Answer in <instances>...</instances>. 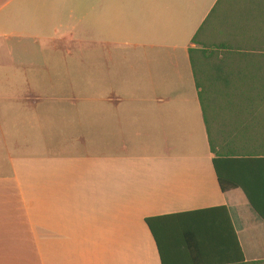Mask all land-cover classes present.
Here are the masks:
<instances>
[{"label": "crops", "instance_id": "1", "mask_svg": "<svg viewBox=\"0 0 264 264\" xmlns=\"http://www.w3.org/2000/svg\"><path fill=\"white\" fill-rule=\"evenodd\" d=\"M217 2L0 0V264L264 261V153L221 190L190 61Z\"/></svg>", "mask_w": 264, "mask_h": 264}, {"label": "trees", "instance_id": "2", "mask_svg": "<svg viewBox=\"0 0 264 264\" xmlns=\"http://www.w3.org/2000/svg\"><path fill=\"white\" fill-rule=\"evenodd\" d=\"M223 1L228 0H218L193 37L196 48L190 49L189 55L214 171L224 192L236 183L221 174L218 161L264 153V0L249 1L248 11L230 26L232 34L228 40L206 44L213 23L219 20ZM229 94L238 99L236 104L227 102L230 109H218L216 98L225 99ZM223 111L229 120L222 121L218 128L217 119L222 118ZM216 132L221 135V142ZM146 223L150 226L149 220ZM237 252V264H245L239 246Z\"/></svg>", "mask_w": 264, "mask_h": 264}, {"label": "rangeland", "instance_id": "3", "mask_svg": "<svg viewBox=\"0 0 264 264\" xmlns=\"http://www.w3.org/2000/svg\"><path fill=\"white\" fill-rule=\"evenodd\" d=\"M249 1L250 0H228L225 2L223 1L221 6L219 7V20L213 23L212 29L207 35L206 40L204 42L206 44H209L210 42L219 43L221 40H228V37H231L232 34V29L230 26L233 25V22L239 15H243L248 11ZM237 100L236 98H232L231 94H229V96L225 99H220L219 97H217L216 104L218 109H230V106L227 105V102H232V104H236ZM227 120H229V115L225 111H223L222 118L217 119L218 128H220V123L222 121ZM220 136L217 135V140L221 142L222 137ZM220 142L217 143L219 144Z\"/></svg>", "mask_w": 264, "mask_h": 264}]
</instances>
